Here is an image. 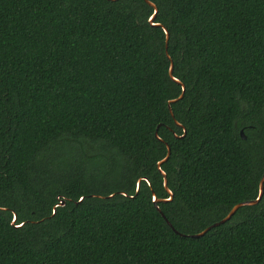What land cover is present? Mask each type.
<instances>
[{"label":"trees","instance_id":"16d2710c","mask_svg":"<svg viewBox=\"0 0 264 264\" xmlns=\"http://www.w3.org/2000/svg\"><path fill=\"white\" fill-rule=\"evenodd\" d=\"M149 1L0 0V264H264V199L189 237L261 194L264 0Z\"/></svg>","mask_w":264,"mask_h":264},{"label":"water","instance_id":"95a60500","mask_svg":"<svg viewBox=\"0 0 264 264\" xmlns=\"http://www.w3.org/2000/svg\"><path fill=\"white\" fill-rule=\"evenodd\" d=\"M114 1H116V0H114ZM146 2H147L148 4H150V5L153 7V9H154V16H153V17L151 18V20H150V23L153 25V23H154V18H155L156 14H157V10H156L155 5H154L152 2H150L149 0H146ZM154 27H159V25H154ZM165 32H166V34H167V41H168L170 35H169V33H168V31H167L166 29H165ZM173 72H174V65H173V63H171L170 76H171L175 81H177L178 83H181L182 86H183V91H182V93H181V96H180L178 99L173 100V101H171V102L169 103V109H170V112H171L172 116L174 117V113H173V110H172V107H171L172 102H176V101H178V100L183 99L186 88H185V84H184L180 79H178L177 77H175V76L173 75ZM241 134H242V137L245 139L246 137H245L243 131L241 132ZM155 137L158 138L157 132H155ZM158 139H159V138H158ZM167 147H168V154H167L166 158L163 159V160H161V161H159L158 164H157V168H158V170H160L161 175H163V177H164V186H165V189H166V191L168 192V194L170 195V199H169V200H166V201H163V202H169V201H172V199H173V194H172V192H171V191L169 190V188H168V179H167V175H166V173H165L163 170L160 169L161 164H163L164 162H166V161L169 159L170 155H171V147H170V145L167 144ZM140 184H141V180H140L139 183H138L137 193H138L139 190H140ZM263 199H264V177H263V179H262V181H261V194H260V197H259V199H258L257 201L246 202V203H242V204L237 205L236 207H234V209L231 211V213H230V214H229V215H228L223 221H221L220 223H217V224L213 225L211 228H209L208 230H206V231H204V232H202V233H200V234L192 235V236H189V237H200V236H205L209 231H212V229L217 228V227H219V226H221V225H224V224H226L227 222H229V221L233 218V216H235V214L238 212V210H240L241 208H243V207L256 206V205L260 204V203L262 202ZM82 201H83V200H82ZM152 202H153V205L156 206V205H157L158 203H160L161 201L158 200V199H156V197H155L154 194H153V200H152ZM61 206H62V207L65 206V203H62ZM157 211H158V213L161 215V217H163V218L166 220L165 216L163 215V213H161V212L158 210V208H157ZM16 221H17V218L15 219L14 222H16ZM166 222H167V224L173 229L172 225H171L167 220H166ZM183 236H185V235H183Z\"/></svg>","mask_w":264,"mask_h":264}]
</instances>
